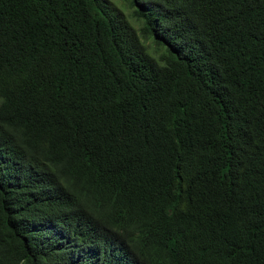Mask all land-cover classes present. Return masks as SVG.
Returning <instances> with one entry per match:
<instances>
[{
    "label": "trees",
    "instance_id": "obj_1",
    "mask_svg": "<svg viewBox=\"0 0 264 264\" xmlns=\"http://www.w3.org/2000/svg\"><path fill=\"white\" fill-rule=\"evenodd\" d=\"M128 1L0 0V264H264V0Z\"/></svg>",
    "mask_w": 264,
    "mask_h": 264
},
{
    "label": "rangeland",
    "instance_id": "obj_2",
    "mask_svg": "<svg viewBox=\"0 0 264 264\" xmlns=\"http://www.w3.org/2000/svg\"><path fill=\"white\" fill-rule=\"evenodd\" d=\"M106 2L109 3L111 7L116 8V10H119L124 13L125 16L128 17L129 20L132 21V23L139 28L142 24V21L140 22L135 15L134 7L130 5V2L128 0H106ZM147 44H150L149 41L146 42Z\"/></svg>",
    "mask_w": 264,
    "mask_h": 264
}]
</instances>
